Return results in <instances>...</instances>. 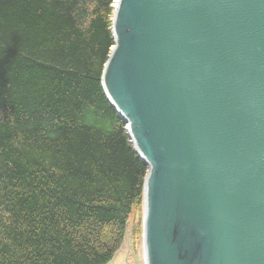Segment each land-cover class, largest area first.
Wrapping results in <instances>:
<instances>
[{
	"label": "water",
	"instance_id": "water-1",
	"mask_svg": "<svg viewBox=\"0 0 264 264\" xmlns=\"http://www.w3.org/2000/svg\"><path fill=\"white\" fill-rule=\"evenodd\" d=\"M113 6L101 85L147 166L144 264H264V0Z\"/></svg>",
	"mask_w": 264,
	"mask_h": 264
},
{
	"label": "trees",
	"instance_id": "trees-1",
	"mask_svg": "<svg viewBox=\"0 0 264 264\" xmlns=\"http://www.w3.org/2000/svg\"><path fill=\"white\" fill-rule=\"evenodd\" d=\"M112 11L0 0V264H106L142 202L147 166L100 80Z\"/></svg>",
	"mask_w": 264,
	"mask_h": 264
},
{
	"label": "rangeland",
	"instance_id": "rangeland-1",
	"mask_svg": "<svg viewBox=\"0 0 264 264\" xmlns=\"http://www.w3.org/2000/svg\"><path fill=\"white\" fill-rule=\"evenodd\" d=\"M141 218H142V203L139 204L138 206H135L133 208V211L129 217L128 220V232H129V244H130V248H133V252H134V260H135V264H143V259H142V240H141V229H140V233L136 234L133 232V228L136 225H139V223H141ZM126 242H124L123 245H121L122 250L124 251V249L126 248ZM121 254V253H120Z\"/></svg>",
	"mask_w": 264,
	"mask_h": 264
},
{
	"label": "flooded vegetation",
	"instance_id": "flooded-vegetation-1",
	"mask_svg": "<svg viewBox=\"0 0 264 264\" xmlns=\"http://www.w3.org/2000/svg\"><path fill=\"white\" fill-rule=\"evenodd\" d=\"M122 252V258H121V263L120 264H135V260H134V252L133 251H129V249L125 248L124 251Z\"/></svg>",
	"mask_w": 264,
	"mask_h": 264
},
{
	"label": "bare ground",
	"instance_id": "bare-ground-1",
	"mask_svg": "<svg viewBox=\"0 0 264 264\" xmlns=\"http://www.w3.org/2000/svg\"><path fill=\"white\" fill-rule=\"evenodd\" d=\"M120 263H121V258L117 257L112 264H120Z\"/></svg>",
	"mask_w": 264,
	"mask_h": 264
}]
</instances>
